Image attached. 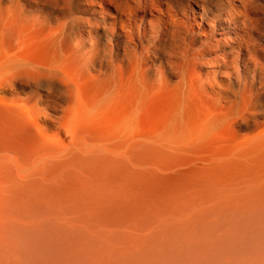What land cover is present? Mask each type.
Wrapping results in <instances>:
<instances>
[{
  "label": "bare ground",
  "instance_id": "6f19581e",
  "mask_svg": "<svg viewBox=\"0 0 264 264\" xmlns=\"http://www.w3.org/2000/svg\"><path fill=\"white\" fill-rule=\"evenodd\" d=\"M77 97L55 133L0 103V264H264V131L225 137L188 103L100 128Z\"/></svg>",
  "mask_w": 264,
  "mask_h": 264
},
{
  "label": "rangeland",
  "instance_id": "374dc122",
  "mask_svg": "<svg viewBox=\"0 0 264 264\" xmlns=\"http://www.w3.org/2000/svg\"><path fill=\"white\" fill-rule=\"evenodd\" d=\"M0 28V66L19 73L0 103L50 133L78 93L100 128L136 113L155 130L188 103L225 137L264 131V0H0Z\"/></svg>",
  "mask_w": 264,
  "mask_h": 264
}]
</instances>
